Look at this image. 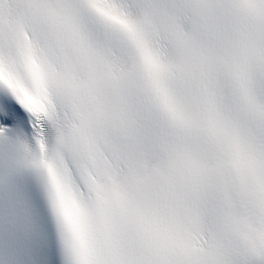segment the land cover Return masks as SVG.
Instances as JSON below:
<instances>
[{"label":"snow or ice","instance_id":"snow-or-ice-1","mask_svg":"<svg viewBox=\"0 0 264 264\" xmlns=\"http://www.w3.org/2000/svg\"><path fill=\"white\" fill-rule=\"evenodd\" d=\"M0 264H264V0H0Z\"/></svg>","mask_w":264,"mask_h":264}]
</instances>
